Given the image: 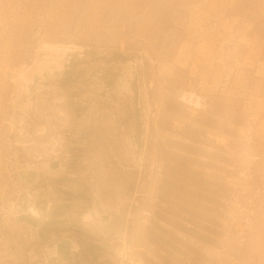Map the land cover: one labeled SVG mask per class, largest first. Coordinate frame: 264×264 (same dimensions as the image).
<instances>
[{"label":"rangeland","instance_id":"1","mask_svg":"<svg viewBox=\"0 0 264 264\" xmlns=\"http://www.w3.org/2000/svg\"><path fill=\"white\" fill-rule=\"evenodd\" d=\"M0 264H264V0H0Z\"/></svg>","mask_w":264,"mask_h":264},{"label":"bare ground","instance_id":"2","mask_svg":"<svg viewBox=\"0 0 264 264\" xmlns=\"http://www.w3.org/2000/svg\"><path fill=\"white\" fill-rule=\"evenodd\" d=\"M46 49L51 52L52 54H55L57 55V59H56V64L55 65H59V60L62 59V57L66 54V52H69V51H72L74 49H77V47L75 46H56V45H48L46 46ZM55 58V57H54ZM61 65V64H60ZM195 96V95H194ZM194 96L192 98H194ZM190 97V96H189ZM189 98V99H192V98ZM183 98V96H182ZM196 98V97H195ZM185 100V99H184ZM193 101H198L197 99L193 100ZM194 103V102H193ZM197 104V103H196ZM201 104V103H200ZM191 106V104H190ZM195 106H198V105H195ZM202 106V105H201ZM200 108V107H199ZM197 109V108H196ZM201 109V108H200Z\"/></svg>","mask_w":264,"mask_h":264},{"label":"trees","instance_id":"3","mask_svg":"<svg viewBox=\"0 0 264 264\" xmlns=\"http://www.w3.org/2000/svg\"><path fill=\"white\" fill-rule=\"evenodd\" d=\"M75 68H76V67H75V66H73L72 70L74 71V70H75Z\"/></svg>","mask_w":264,"mask_h":264}]
</instances>
